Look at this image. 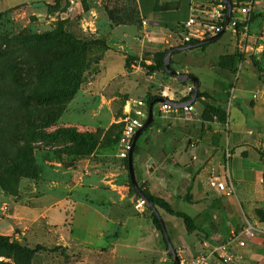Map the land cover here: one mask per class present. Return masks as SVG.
Returning <instances> with one entry per match:
<instances>
[{
  "label": "rangeland",
  "instance_id": "1",
  "mask_svg": "<svg viewBox=\"0 0 264 264\" xmlns=\"http://www.w3.org/2000/svg\"><path fill=\"white\" fill-rule=\"evenodd\" d=\"M239 1L249 5V13L234 15L236 27L228 26L218 40L202 49H187L172 57L199 79L202 91L219 100L229 115V136L235 130L234 120L243 119L237 99L245 95L246 104L264 107V0ZM179 46L184 45L177 37L142 19L136 0H0V67L11 61L20 64L29 87L49 97L45 104L30 107L24 123H19L25 135L13 150L14 166L0 174V236L34 249L37 245L25 235L26 221L18 224L15 217V203L46 196L90 198L100 204L105 198L128 201L140 213L148 212L145 204L137 206L142 200L132 191L126 158L119 154L136 100L160 98L167 89L174 90L172 100H176L187 96L181 93L185 87L193 88L162 70H151L163 52ZM230 54L240 57L236 71L229 73L212 64ZM225 84H232L236 91L228 96ZM159 108V104L153 107L150 127L154 121L156 127L175 122L185 130L199 124V120L164 119ZM247 127L254 129V124H243L244 131ZM144 133L133 157L135 178L143 188V166L151 140ZM91 176L101 177V183L85 196L76 185ZM174 207L187 213V204ZM159 212L162 220L173 218L178 224H174L176 232L167 233L174 249L181 247V241L173 239L185 229L183 220ZM49 215L61 223L58 207ZM41 246L46 250L31 255L0 249V264L80 263L79 257L62 247ZM163 248L159 264H175L165 243ZM129 254L128 264L148 259L136 252ZM179 260L192 264V257L185 253Z\"/></svg>",
  "mask_w": 264,
  "mask_h": 264
},
{
  "label": "crops",
  "instance_id": "2",
  "mask_svg": "<svg viewBox=\"0 0 264 264\" xmlns=\"http://www.w3.org/2000/svg\"><path fill=\"white\" fill-rule=\"evenodd\" d=\"M136 4L143 20L158 31L177 37L189 17L191 0H136ZM176 52L180 55L187 50ZM175 53L170 58L171 69L192 75L186 67L172 60ZM212 64L219 69L217 60ZM186 88L181 91L182 95H187L183 93ZM223 89L228 96L236 91L232 84H225ZM199 91L211 98L202 97L195 101L197 113L191 121L199 120V124L192 130L180 128L175 122L156 127L154 121L144 133L146 137L150 135L151 140L146 149L143 183H146L145 188L150 195L168 203L175 212H181L175 209V205L188 206L185 214L194 221L196 229L187 232L185 227L175 233L173 241L178 239L182 245L175 249L177 256L182 258V253H185L188 258L192 257L193 263L197 255L206 253L204 241L207 246L223 244L229 241L233 230H240L249 222L255 226V232L250 238H241L245 242L244 247L236 242L231 244L235 258L232 264H264V156H261L264 153V107L262 104H246L245 95L237 99L236 107L243 119H237V123L234 120L235 130L229 136L228 113L216 97L200 89V81ZM183 97L177 98L178 102ZM204 103L224 110L225 123L220 124L217 117H213L211 123L203 121ZM248 122L254 124L255 130L252 127L243 130V124ZM227 150L230 152L228 173L234 181V194L231 196L209 186L210 178H223V159ZM100 183L101 177L91 176L78 181L76 187L87 196ZM105 199L102 204L100 200L96 202L90 198L57 200L51 196L34 198L32 202L17 201L15 217L18 224L26 221L28 241L35 245L62 247L79 257V264H128L130 252L148 258L142 264H159L163 258L164 242L152 224L149 212L140 213L141 209L136 210L128 201ZM57 207L62 215L59 225L49 215V211ZM160 210L157 209L159 215ZM165 221L163 219L166 231L176 232L178 224L175 220L168 218ZM207 264L225 263L217 256H209Z\"/></svg>",
  "mask_w": 264,
  "mask_h": 264
},
{
  "label": "trees",
  "instance_id": "3",
  "mask_svg": "<svg viewBox=\"0 0 264 264\" xmlns=\"http://www.w3.org/2000/svg\"><path fill=\"white\" fill-rule=\"evenodd\" d=\"M205 45H202L199 48L202 49L205 47ZM166 52L167 51L163 52L160 55V59L156 62V65L154 67H151L152 71L162 70L166 72L164 69V57ZM2 54L3 53H0V56ZM239 59L240 57L236 54L221 55L217 60V66L221 70L234 72L237 70V63ZM188 83L191 84L190 82H184L182 84L186 85ZM192 92L187 94V96L181 100L188 101L191 98ZM0 94V174H2L4 171L14 166L12 165L13 150L17 148L19 142L24 139L25 134L21 133L20 124L24 123V121L26 120V113L28 109L32 106H40L45 104L49 100V97L32 90L29 87L28 82L24 78V69L22 68V66L12 61L5 62L0 67ZM202 97H206L207 99L211 98L206 93L198 92L196 101H199ZM156 99L157 97H153L150 98L147 102L145 101L147 107L152 101ZM213 117H217L220 124H224L226 121V112L215 107L214 105L204 103V111L202 115L203 121L211 123L213 122ZM148 129H146V131ZM132 150L134 157V154L138 151V146H136V144L133 145ZM261 156H264V153H261ZM126 163L128 164L127 158ZM139 187L145 197L156 206V209H162L170 215L181 218L185 224L187 232H192L196 229L194 221L188 215L181 212H175L166 202L150 195L149 191L146 188H143L142 186ZM131 189L134 193L137 194L132 184ZM148 212L152 220V224L161 233L163 241L167 248V242L162 230V225L164 223L162 217L159 215V213H156L150 208H148ZM258 213L260 214V211H258ZM0 249L21 252L26 255H31L39 251L46 250V248L41 245H37L34 249L21 247L18 243L11 242L8 238L2 236H0ZM168 257L172 258L169 253Z\"/></svg>",
  "mask_w": 264,
  "mask_h": 264
},
{
  "label": "built area",
  "instance_id": "4",
  "mask_svg": "<svg viewBox=\"0 0 264 264\" xmlns=\"http://www.w3.org/2000/svg\"><path fill=\"white\" fill-rule=\"evenodd\" d=\"M229 1L232 11L230 16L231 21L229 19L228 26L236 27L234 15L247 16L249 13V5L243 6L242 1L239 0ZM226 13L227 6L223 0H191L189 17L182 24L181 31L177 35V40L181 45L192 46L217 35L224 28ZM192 91V86H189L183 93L189 94ZM171 94L172 92L167 90L163 92L162 97L172 100ZM159 106V112L164 119L174 117L184 121H191L193 116L197 113L194 103L182 109H175L165 104H159ZM147 109L148 107L144 100L139 99L135 101V105L131 109L132 113L129 115L128 123L123 133L122 144L124 146L120 151V157L127 158L129 150L132 147L133 136L147 118ZM229 159L230 152L227 150L224 152L223 163L225 173L223 178L212 177L209 181V186L211 188L221 191L226 196L234 194V181L228 173ZM142 204H144L143 201L139 202L137 206L139 207ZM254 232L255 226L247 222L240 230H233L229 241L223 244L207 246L208 244L204 241L202 244L206 253L197 255L192 264H207L209 256H217L225 264L234 263L235 258L231 250V244L236 242L240 247H244L245 242L241 238H250L253 236Z\"/></svg>",
  "mask_w": 264,
  "mask_h": 264
},
{
  "label": "water",
  "instance_id": "5",
  "mask_svg": "<svg viewBox=\"0 0 264 264\" xmlns=\"http://www.w3.org/2000/svg\"><path fill=\"white\" fill-rule=\"evenodd\" d=\"M223 2L227 6V13H226V19H225L224 28H223V30L220 33H218L217 35H215V36H213V37H211V38H209V39H207V40H205V41H203L201 43H197V44H194L192 46H184L182 48L168 50L166 52V54H165V57H164V69H165V71L169 75L174 77L180 83L190 82L191 84H193V92L191 94V98L188 101H180V102H178V101H174V100H171V99H167L165 97H160V98H157L156 100L152 101L148 105L146 121L136 131V133L134 135V138H133L132 147L129 150V153H128V156H127L128 173H129L130 181H131V184H132L134 190L137 192V194L139 195V197L141 198L143 203L148 208L154 210L156 213H158L157 209H156V206L145 197V195L142 193V191H141V189L139 187V184L136 181L134 165H133V150H132V148H133V145L136 144L138 138L142 135V133L146 129H148L150 127V125L152 124L153 119H154V117H153V107H154L155 104H165V105H168V106H170L172 108H175V109H182L184 107L190 106L193 103H195L197 95H198V92H199V80H198V78L193 76V75L181 74V73H177L174 70H172L171 67H170V58H171V55L173 53H175L176 51H183V50H187V49L197 48V47H201L202 45H205V44L213 43V42L218 40L223 35V33L225 32V30H226V28L228 26L229 19H230V16H231V11H232V7H231L230 1L229 0H223ZM162 230H163V234L165 236L166 242H167V251H168V253L172 256L173 260L175 261V264H180L179 258L177 256L176 251H175V249H174V247L172 245V242H171V240H170V238L168 236V233L166 231L164 223L162 225Z\"/></svg>",
  "mask_w": 264,
  "mask_h": 264
}]
</instances>
